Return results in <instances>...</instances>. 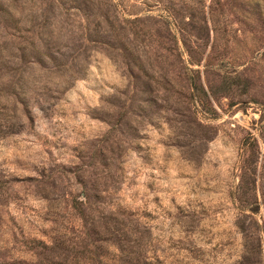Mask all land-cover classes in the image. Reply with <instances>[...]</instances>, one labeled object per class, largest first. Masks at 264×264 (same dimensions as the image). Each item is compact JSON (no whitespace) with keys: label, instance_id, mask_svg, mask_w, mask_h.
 I'll return each mask as SVG.
<instances>
[{"label":"rangeland","instance_id":"1","mask_svg":"<svg viewBox=\"0 0 264 264\" xmlns=\"http://www.w3.org/2000/svg\"><path fill=\"white\" fill-rule=\"evenodd\" d=\"M0 264H264V0H0Z\"/></svg>","mask_w":264,"mask_h":264}]
</instances>
